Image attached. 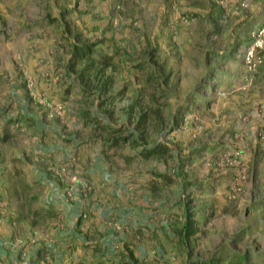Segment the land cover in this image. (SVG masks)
Listing matches in <instances>:
<instances>
[{
	"label": "rangeland",
	"instance_id": "374dc122",
	"mask_svg": "<svg viewBox=\"0 0 264 264\" xmlns=\"http://www.w3.org/2000/svg\"><path fill=\"white\" fill-rule=\"evenodd\" d=\"M263 28L264 0H0L7 264L105 237L121 264H264ZM103 167L127 222L79 209Z\"/></svg>",
	"mask_w": 264,
	"mask_h": 264
},
{
	"label": "crops",
	"instance_id": "0c3cea01",
	"mask_svg": "<svg viewBox=\"0 0 264 264\" xmlns=\"http://www.w3.org/2000/svg\"><path fill=\"white\" fill-rule=\"evenodd\" d=\"M87 174H93V177L94 175L96 176L95 185L96 188H98L99 195L96 198V202H92L91 200H88L86 198H81L80 200L76 201L77 204L78 202L81 203V207L79 205V209L86 213L85 216L90 218V220L96 221L97 223H99V225L105 219H109L110 216H115L119 213H121V215L119 214V217L121 219H124L125 222H127V220L129 219H132V198H130V195L132 194V186L130 187L124 185L125 181L123 183L118 181L117 183V180H114V177L116 175L112 172V170L106 169L104 167L101 169V171L99 170L98 173L89 170ZM78 183L79 182L76 181L75 185L77 186ZM80 184H83V182L80 181ZM75 185L73 187L74 193L76 187ZM82 186H84V184ZM129 213L131 214L130 216L128 215ZM77 216L79 215L77 214ZM105 225H107V223H105L104 226ZM89 232H92V230H89ZM183 234H185V232ZM102 235H104V233H102ZM1 240L3 239L0 238V264H2V262H6L7 264L8 261L12 262L14 260V257L10 253H8V250L5 251L1 247ZM105 242L106 245L111 243L110 239H107L105 237L99 241H95L94 245L89 247L88 249L85 248L83 251L81 249L78 250L76 253H74L76 257L73 254V250H70L66 254V260L64 261V264H121L122 262H124L125 259H122V257H114L115 254L119 253V251H115L112 254L110 248H108L107 250L104 249ZM91 243L92 241L88 244ZM3 245H5V243H3ZM50 252L54 255L56 254L53 250H51ZM77 256H79V258ZM20 257L24 262L27 261L26 257ZM30 257L33 256L30 255ZM39 262L43 263V261ZM25 263L28 264L27 262ZM56 263H58V260L56 261ZM130 264L132 263L130 262Z\"/></svg>",
	"mask_w": 264,
	"mask_h": 264
},
{
	"label": "trees",
	"instance_id": "16d2710c",
	"mask_svg": "<svg viewBox=\"0 0 264 264\" xmlns=\"http://www.w3.org/2000/svg\"><path fill=\"white\" fill-rule=\"evenodd\" d=\"M185 234L188 236V237H191V236H195L196 235V232L193 230V228H187L185 230Z\"/></svg>",
	"mask_w": 264,
	"mask_h": 264
},
{
	"label": "built area",
	"instance_id": "2783aa9c",
	"mask_svg": "<svg viewBox=\"0 0 264 264\" xmlns=\"http://www.w3.org/2000/svg\"><path fill=\"white\" fill-rule=\"evenodd\" d=\"M260 35L264 36V28L262 29Z\"/></svg>",
	"mask_w": 264,
	"mask_h": 264
}]
</instances>
